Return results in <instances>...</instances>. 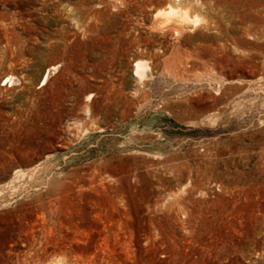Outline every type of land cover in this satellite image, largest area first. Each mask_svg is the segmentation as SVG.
I'll list each match as a JSON object with an SVG mask.
<instances>
[{"label":"rangeland","instance_id":"rangeland-1","mask_svg":"<svg viewBox=\"0 0 264 264\" xmlns=\"http://www.w3.org/2000/svg\"><path fill=\"white\" fill-rule=\"evenodd\" d=\"M0 264H264V0H0Z\"/></svg>","mask_w":264,"mask_h":264},{"label":"bare ground","instance_id":"bare-ground-1","mask_svg":"<svg viewBox=\"0 0 264 264\" xmlns=\"http://www.w3.org/2000/svg\"><path fill=\"white\" fill-rule=\"evenodd\" d=\"M169 10H175L178 13L182 12V14H185L186 13L187 14V18H191L189 9H184V8L178 6L177 4H173V3H169V5H168V7L166 9H160L159 12H161V11L168 12ZM163 18L165 19L164 22H168V21H170V19L172 17L163 16ZM193 20L199 21V20H201V18L199 16H196V19L193 18ZM146 67H147V64L146 63H144L142 61L138 62L137 65H136L135 71H134L135 75L136 76H140V77L143 76L144 75V70L146 69ZM45 76H46V74L43 77V81L45 79ZM17 82H18L17 77H15V76H8V83L10 85L13 86Z\"/></svg>","mask_w":264,"mask_h":264},{"label":"clouds","instance_id":"clouds-1","mask_svg":"<svg viewBox=\"0 0 264 264\" xmlns=\"http://www.w3.org/2000/svg\"><path fill=\"white\" fill-rule=\"evenodd\" d=\"M158 16H167V17H174V16H178V15H180L177 11H175V10H169L168 12H163V11H161V12H159L158 14H157ZM184 22H186V23H198V21L197 20H188L187 19V14L185 13L184 14Z\"/></svg>","mask_w":264,"mask_h":264},{"label":"built area","instance_id":"built-area-1","mask_svg":"<svg viewBox=\"0 0 264 264\" xmlns=\"http://www.w3.org/2000/svg\"><path fill=\"white\" fill-rule=\"evenodd\" d=\"M3 84H4V85H10V84L8 83V78H7L6 80L3 81ZM10 86H11V85H10Z\"/></svg>","mask_w":264,"mask_h":264}]
</instances>
